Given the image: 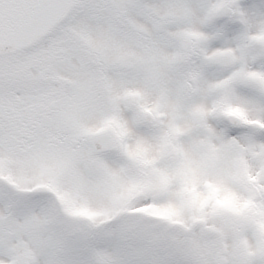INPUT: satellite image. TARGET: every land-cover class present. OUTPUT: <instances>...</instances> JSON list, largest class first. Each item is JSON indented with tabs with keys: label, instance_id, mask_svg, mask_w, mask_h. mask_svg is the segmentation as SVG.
<instances>
[{
	"label": "snow or ice",
	"instance_id": "obj_1",
	"mask_svg": "<svg viewBox=\"0 0 264 264\" xmlns=\"http://www.w3.org/2000/svg\"><path fill=\"white\" fill-rule=\"evenodd\" d=\"M0 264H264V0H0Z\"/></svg>",
	"mask_w": 264,
	"mask_h": 264
}]
</instances>
